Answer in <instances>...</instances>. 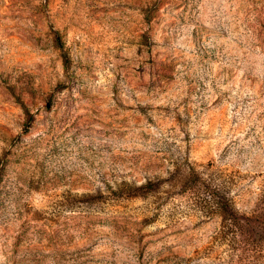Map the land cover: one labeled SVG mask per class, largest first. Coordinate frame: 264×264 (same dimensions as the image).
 I'll return each instance as SVG.
<instances>
[{
  "label": "rangeland",
  "instance_id": "obj_1",
  "mask_svg": "<svg viewBox=\"0 0 264 264\" xmlns=\"http://www.w3.org/2000/svg\"><path fill=\"white\" fill-rule=\"evenodd\" d=\"M0 264H264V0H0Z\"/></svg>",
  "mask_w": 264,
  "mask_h": 264
},
{
  "label": "trees",
  "instance_id": "obj_2",
  "mask_svg": "<svg viewBox=\"0 0 264 264\" xmlns=\"http://www.w3.org/2000/svg\"><path fill=\"white\" fill-rule=\"evenodd\" d=\"M67 62V60L65 61ZM172 190L173 186L175 185H181L183 188H195L197 185H201L204 188H207L209 192V198L206 200L201 201V205L203 206L204 210L208 211H218L220 215L222 216L223 222L227 220H239L238 212L235 210V207L233 206L232 202L228 198H223L220 196L217 192L209 190V186L206 185L205 182H203V179L200 176V173L197 172L193 167L188 166L186 171L179 172L177 171L174 175V179L170 180L169 182ZM155 184L151 181H147L144 185H142L140 188L144 190H155L153 187ZM157 187V186H156Z\"/></svg>",
  "mask_w": 264,
  "mask_h": 264
}]
</instances>
